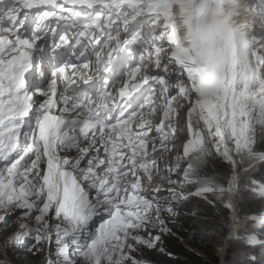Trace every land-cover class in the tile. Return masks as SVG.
<instances>
[{
	"label": "snow or ice",
	"instance_id": "6c2138e0",
	"mask_svg": "<svg viewBox=\"0 0 264 264\" xmlns=\"http://www.w3.org/2000/svg\"><path fill=\"white\" fill-rule=\"evenodd\" d=\"M185 106L183 152L161 170L151 153L171 151ZM258 128L264 0H0L5 249L31 236L28 251L39 252L54 238L56 258L44 264H146L134 254L170 232L162 212L176 216L153 196L165 182L174 200L228 194L224 207L234 212L231 197L247 190L264 205V182L249 175L264 161ZM213 155L230 176L199 175ZM181 162L182 179H172ZM185 184L196 191L178 192ZM17 209L26 222L5 235ZM244 223L264 226V211ZM244 242L257 241L249 234Z\"/></svg>",
	"mask_w": 264,
	"mask_h": 264
},
{
	"label": "rangeland",
	"instance_id": "374dc122",
	"mask_svg": "<svg viewBox=\"0 0 264 264\" xmlns=\"http://www.w3.org/2000/svg\"><path fill=\"white\" fill-rule=\"evenodd\" d=\"M166 54V53H165ZM183 117L181 122L186 123V111H187V106H185L183 109ZM160 107L158 106L157 110V115L154 116V119H158L161 115L159 114ZM159 114V115H158ZM187 139V137H186ZM185 139V142H186ZM156 143L159 144L158 139L156 140ZM150 151V149H148ZM183 152V151H182ZM181 151H165L162 159H159L157 161V165L161 168V170L164 169L165 164H174L175 163V156L176 154H182ZM209 162H214L217 168H219V172L225 171V167L227 162L223 161L219 156H209L206 158V161L201 165L204 166V164L209 163ZM263 161L257 162L254 166L253 170H256L257 167L260 163ZM187 166L186 162H181V169L178 170V173L172 175V179H182L183 175V168ZM166 174V173H164ZM231 175V173H230ZM229 175V176H230ZM202 176V175H201ZM260 182V181H258ZM156 183H159L158 180H154V183L151 185H145L146 190L151 192V189L155 187ZM187 185L185 184L182 189H177L178 192L183 191L185 195L188 193H194V191H186ZM169 186L165 182L163 185L162 191L156 195L153 194L154 198L158 200V202L163 205L165 208L166 207H172L173 212L176 213L175 217H169L166 212H162V216L167 220L168 225L175 220H178L184 215V210L180 209L179 207V200H174L172 197L169 195L167 192V188ZM196 187V186H195ZM226 195V194H225ZM222 199H218L216 196H214L212 193H208L205 196H195L191 195L188 197L186 202H196L200 201L203 202L207 205L212 206L214 209L216 208V203H219L221 206L224 207V197ZM241 198L232 196L233 199V205L234 208L236 209V214H237V221L238 223H234L232 219V212L230 209L225 208L228 210L227 216H228V221L225 225L227 229V233L223 239L222 244L217 247L214 251V254L220 261V256L218 255V249L222 246L225 245V253H224V263L223 264H256L257 258H255L254 252L257 250L258 245H260L264 241V226H257L255 229H249L244 221L245 218L251 215H257L264 211V205H260L258 202L259 198L258 196H253L248 192L247 190H244L241 192ZM240 198V199H239ZM241 200V201H240ZM243 202L241 205L240 203ZM249 209V210H248ZM21 210L17 209L14 213L11 214L9 217L10 220H13L14 223L11 224L5 231V235L11 234L16 230V227L20 223H24L26 221L22 220L19 216ZM51 215V213H50ZM59 221H53V224L58 223ZM99 222V217L95 218V223L98 224ZM62 227H65L66 225H61ZM235 230L233 229V227ZM94 230V229H93ZM251 235L257 242L252 245L246 244L244 241L246 239L247 235ZM174 234L170 231L167 234H164L162 236V241L157 245L156 248L154 249H144L142 254L141 253H135L134 255L136 256L137 259L145 261L146 264L152 263L151 261V253L154 252L155 250H160L161 248L163 249L164 252H168V247L167 243L165 242V237L171 238ZM231 236L232 238L229 241H226V239ZM226 241V242H225ZM264 243V242H263ZM34 244V240L31 236L25 237L19 246H9L7 249L4 248L3 246V237L0 236V261H2L4 264H44V261L46 258H56V244H55V239L53 238L51 243H46L42 250L39 252H32L28 251L29 248H31ZM228 256L231 258V262H228ZM264 256V253L262 254ZM14 259V260H13ZM77 264H81L80 259L77 257Z\"/></svg>",
	"mask_w": 264,
	"mask_h": 264
},
{
	"label": "trees",
	"instance_id": "16d2710c",
	"mask_svg": "<svg viewBox=\"0 0 264 264\" xmlns=\"http://www.w3.org/2000/svg\"><path fill=\"white\" fill-rule=\"evenodd\" d=\"M254 147L257 151H264V131L259 130V128ZM256 167L257 169L253 170V168L249 175L257 181L264 182V161ZM225 168V171L219 172L220 170L214 162H209L200 166L198 172L200 176L206 177L229 176L231 168L228 164ZM223 186H227L226 181H223ZM194 190H196L194 185H187L186 191ZM239 197L241 198V196ZM258 202L260 203V198ZM240 204L242 205L243 202ZM260 205L262 204L260 203ZM179 207L184 210V215L168 225L174 234L171 238L165 237L168 252L155 250L151 253L152 263L150 264H218L219 260L214 251L222 244L227 233L225 225L228 221V210L219 203H216L214 209L200 201L186 202V200L179 201ZM263 242L258 245L253 254L257 258V264H264ZM228 262H231L229 256Z\"/></svg>",
	"mask_w": 264,
	"mask_h": 264
},
{
	"label": "bare ground",
	"instance_id": "6f19581e",
	"mask_svg": "<svg viewBox=\"0 0 264 264\" xmlns=\"http://www.w3.org/2000/svg\"><path fill=\"white\" fill-rule=\"evenodd\" d=\"M149 144H150V141H149ZM164 152L165 151H163V150H159L157 153H154L153 154V156H154V158L156 159V161H158L159 159H162V157H163V155H164ZM229 195L228 194H226L225 195V197H224V203L226 202V201H228L229 200ZM231 200L233 201V199H232V197H231ZM233 203V202H232ZM235 209V208H234ZM231 210V209H230ZM231 212H232V217H233V215H235L236 216V218H237V214H236V209H235V211L233 212L232 210H231ZM233 227V226H232ZM233 229L235 230V228L233 227ZM183 242V241H182ZM225 249H226V247H225V245H222L219 249H218V255L220 256V258H224V253H225ZM169 254V253H168ZM257 264V263H256Z\"/></svg>",
	"mask_w": 264,
	"mask_h": 264
},
{
	"label": "water",
	"instance_id": "95a60500",
	"mask_svg": "<svg viewBox=\"0 0 264 264\" xmlns=\"http://www.w3.org/2000/svg\"><path fill=\"white\" fill-rule=\"evenodd\" d=\"M230 237H231V236H229V237L226 239V241H229V240H230ZM226 241H225V242H226ZM224 260H225V257H224L223 259L221 258L218 264H223V263H224Z\"/></svg>",
	"mask_w": 264,
	"mask_h": 264
}]
</instances>
